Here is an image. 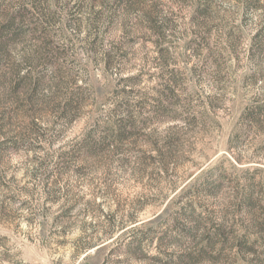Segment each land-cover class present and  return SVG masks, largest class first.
I'll return each mask as SVG.
<instances>
[{"label":"rangeland","instance_id":"obj_1","mask_svg":"<svg viewBox=\"0 0 264 264\" xmlns=\"http://www.w3.org/2000/svg\"><path fill=\"white\" fill-rule=\"evenodd\" d=\"M262 185L264 0H0V264H264Z\"/></svg>","mask_w":264,"mask_h":264},{"label":"trees","instance_id":"obj_2","mask_svg":"<svg viewBox=\"0 0 264 264\" xmlns=\"http://www.w3.org/2000/svg\"><path fill=\"white\" fill-rule=\"evenodd\" d=\"M263 187L261 188V193L264 197V185H262ZM256 205V203H254V201H252V199H249L247 201V206L249 207V209L253 208ZM264 212V211H263ZM264 214V213H263ZM264 216V215H263ZM255 229H257V231H259V233L264 234V221L263 223L259 224ZM220 238L221 240L218 239V241L216 240V238ZM216 240V241H214ZM262 240V239H260ZM228 241V240H227ZM226 239L224 237V233L223 231L220 229L218 232H216L215 237H212L209 240V245L213 248H215L216 246H218L219 244H221L222 246H224L226 244Z\"/></svg>","mask_w":264,"mask_h":264}]
</instances>
